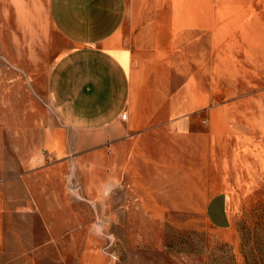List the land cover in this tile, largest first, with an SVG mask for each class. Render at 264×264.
<instances>
[{
    "label": "crops",
    "instance_id": "0c3cea01",
    "mask_svg": "<svg viewBox=\"0 0 264 264\" xmlns=\"http://www.w3.org/2000/svg\"><path fill=\"white\" fill-rule=\"evenodd\" d=\"M43 2L0 0L3 57H16L5 43L18 41L11 36L27 33L43 10L67 44L43 78L46 100L34 129L21 125L8 135L18 140L0 147V256L11 259L59 249L61 224L92 217L91 206L107 217L121 191L147 192L139 179L149 175L153 155L175 153L178 140L220 112L214 75L204 70L209 48L198 2Z\"/></svg>",
    "mask_w": 264,
    "mask_h": 264
},
{
    "label": "rangeland",
    "instance_id": "374dc122",
    "mask_svg": "<svg viewBox=\"0 0 264 264\" xmlns=\"http://www.w3.org/2000/svg\"><path fill=\"white\" fill-rule=\"evenodd\" d=\"M188 2L203 7L204 70L214 75L218 116L178 140L175 153L153 155L139 179L147 192L121 191L107 217L91 206L92 217L70 218L59 249L6 254L0 264H264V0ZM36 17L27 33L11 36L18 41L5 43L16 57L0 49V147L18 140L8 135L21 125L34 129L43 78L67 46L46 10Z\"/></svg>",
    "mask_w": 264,
    "mask_h": 264
},
{
    "label": "built area",
    "instance_id": "2783aa9c",
    "mask_svg": "<svg viewBox=\"0 0 264 264\" xmlns=\"http://www.w3.org/2000/svg\"><path fill=\"white\" fill-rule=\"evenodd\" d=\"M126 117H127V114H124V115H123V119H125ZM79 188H80V185H79V184L74 185V186L71 187L72 190H73V189H74V190H78Z\"/></svg>",
    "mask_w": 264,
    "mask_h": 264
}]
</instances>
